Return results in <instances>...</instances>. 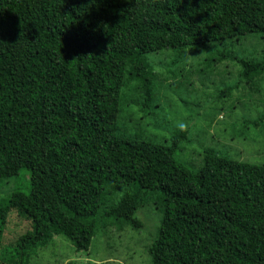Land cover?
Returning a JSON list of instances; mask_svg holds the SVG:
<instances>
[{"label":"trees","instance_id":"obj_1","mask_svg":"<svg viewBox=\"0 0 264 264\" xmlns=\"http://www.w3.org/2000/svg\"><path fill=\"white\" fill-rule=\"evenodd\" d=\"M258 33L264 0H0V179L25 187L0 199V245L10 210L31 222L14 263L59 234L87 251L98 222L140 229L150 194L151 264H264V164L205 148L193 169L176 158L186 128L161 145L113 126L126 83L152 98L146 54ZM236 61L251 86L264 74V57Z\"/></svg>","mask_w":264,"mask_h":264},{"label":"rangeland","instance_id":"obj_2","mask_svg":"<svg viewBox=\"0 0 264 264\" xmlns=\"http://www.w3.org/2000/svg\"><path fill=\"white\" fill-rule=\"evenodd\" d=\"M146 57L155 71L152 98L144 106L136 83H126L113 122L118 134L170 145L173 134L183 127L189 141L180 144L176 158L193 169L203 165L205 148L230 159L264 164V118L258 126L253 125V120L264 115V74L251 86L240 79L241 67L236 61L264 57L263 33L206 47L162 49ZM227 87L231 88L228 93ZM17 177L0 179V199L17 187L25 189ZM126 190L120 186L114 195H108L107 206L116 203ZM134 217L142 222L138 230L129 225L118 230L111 222L100 229L98 222L87 251H76L66 237L54 235L30 256L28 264H151L146 247L156 237L162 217L152 195ZM30 229L31 222L24 215L9 211L0 264H15V242Z\"/></svg>","mask_w":264,"mask_h":264}]
</instances>
